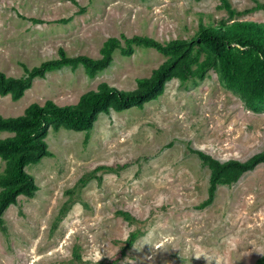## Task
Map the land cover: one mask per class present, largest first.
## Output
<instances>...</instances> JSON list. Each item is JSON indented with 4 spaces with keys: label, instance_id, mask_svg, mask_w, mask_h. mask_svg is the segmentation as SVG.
<instances>
[{
    "label": "rangeland",
    "instance_id": "rangeland-1",
    "mask_svg": "<svg viewBox=\"0 0 264 264\" xmlns=\"http://www.w3.org/2000/svg\"><path fill=\"white\" fill-rule=\"evenodd\" d=\"M226 1L233 14L220 0H0V70L24 76V66L56 58L58 47L97 57L120 33L164 43L189 38L200 22H264V0ZM130 45L92 73L78 62L34 75L17 98L0 94V116L32 101L75 102L100 82L136 86L166 55ZM180 70L159 95L97 112L89 129L47 130V154L24 166L36 189L1 213L0 264H253L264 256V161L218 180L203 204L211 172L198 155L223 162L264 148V108H245L213 66L202 76ZM3 169L0 158V176Z\"/></svg>",
    "mask_w": 264,
    "mask_h": 264
},
{
    "label": "trees",
    "instance_id": "trees-1",
    "mask_svg": "<svg viewBox=\"0 0 264 264\" xmlns=\"http://www.w3.org/2000/svg\"><path fill=\"white\" fill-rule=\"evenodd\" d=\"M230 14L233 10L226 0H220ZM259 6L264 7V3ZM229 18L228 22L199 23L189 38H172L164 43L140 34L130 36L120 33V37L105 38L98 47L99 56L85 54L66 55L57 48V57L40 61L30 67L24 66V76L6 75L0 70V94L9 93L17 98L24 92L34 75L42 74L46 69L63 63L71 65L81 62L86 71L92 73L102 69L110 62V53L114 48L128 54L130 42L153 46L166 55L165 59L151 73L138 79L136 86L118 89L100 82L95 88L79 93L75 102L56 105L50 100L42 103L28 102L22 113L0 116V131L11 130L13 134L0 137V158L4 160L3 173L0 176V221L2 211L15 202L20 193L32 195L36 183L31 173L24 169L28 162H35L47 154L44 140L49 128L89 129L96 113L107 109L119 111L130 105H139L143 101L159 95L164 82L176 76V69L182 72L202 76L207 67L213 66L225 88L236 92L242 105L257 111L264 108V22L254 19ZM119 38L123 44H120ZM194 63V67L190 64ZM178 74V75H179ZM199 157L210 168L208 194L203 204L212 200L216 182L220 179L235 180L243 170L255 163L264 161V148L243 159H226L218 162L207 153L198 150ZM253 264H264V256Z\"/></svg>",
    "mask_w": 264,
    "mask_h": 264
}]
</instances>
